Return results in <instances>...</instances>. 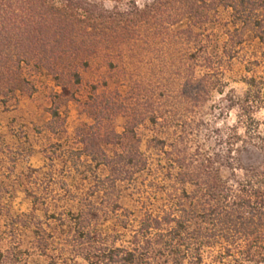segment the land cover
<instances>
[{
  "label": "rangeland",
  "instance_id": "374dc122",
  "mask_svg": "<svg viewBox=\"0 0 264 264\" xmlns=\"http://www.w3.org/2000/svg\"><path fill=\"white\" fill-rule=\"evenodd\" d=\"M230 13L211 10L199 30L224 83L223 92L213 90L202 103L192 97L207 71L194 72L177 39L188 20L172 26L166 40L151 35L116 54L85 55L57 75L24 65L23 82L0 95V254L12 264H103L89 255L130 246L146 212L167 205L179 171L169 160L177 143L200 162L231 155L239 177L264 163V109L256 114L261 138L249 139L240 126L242 140L227 151L239 116L231 99L244 95L248 78L264 77V45L253 33L233 58L225 56ZM127 130L135 134L116 137ZM138 150L148 161L145 170L116 186L102 181L110 172L93 151ZM232 173L223 166L224 178Z\"/></svg>",
  "mask_w": 264,
  "mask_h": 264
},
{
  "label": "trees",
  "instance_id": "16d2710c",
  "mask_svg": "<svg viewBox=\"0 0 264 264\" xmlns=\"http://www.w3.org/2000/svg\"><path fill=\"white\" fill-rule=\"evenodd\" d=\"M221 7L231 12L225 56L233 58L249 33L264 45V0H0V95L13 93L23 82L24 65H41L57 75L70 61L85 55L103 50L116 54L124 45L132 46V40L151 35L166 40L172 26L188 20L177 39L182 41L185 57L193 58L194 72L199 67L207 71L192 97L202 103L213 90L223 92L224 87L219 60L208 52L199 31L209 12ZM246 84L244 95L231 99L239 116L227 142L229 154L242 140L240 126L251 140L262 135L256 114L264 109V77H250ZM185 94L188 97L189 92ZM131 133L135 134L127 130L116 137L122 140ZM174 148L169 160L179 164V171L167 205L159 213L146 212L130 246L111 247L96 257L89 255V260L97 258L103 264H264V163L239 177L231 155L221 161L216 153L215 158L200 162L194 156L190 159L184 143ZM93 160L108 168L110 174L102 181L114 186L148 166L139 150L114 156L93 151ZM223 166L232 168V178L223 177ZM189 185L195 189L188 191ZM88 215H81L86 226L92 220ZM0 264L12 262L1 253Z\"/></svg>",
  "mask_w": 264,
  "mask_h": 264
}]
</instances>
